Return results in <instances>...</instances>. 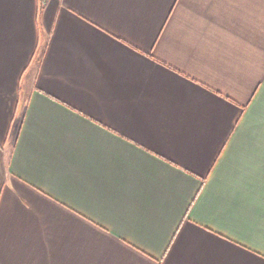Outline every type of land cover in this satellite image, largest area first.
<instances>
[{
	"label": "crops",
	"instance_id": "crops-1",
	"mask_svg": "<svg viewBox=\"0 0 264 264\" xmlns=\"http://www.w3.org/2000/svg\"><path fill=\"white\" fill-rule=\"evenodd\" d=\"M0 264H264V0H0Z\"/></svg>",
	"mask_w": 264,
	"mask_h": 264
}]
</instances>
